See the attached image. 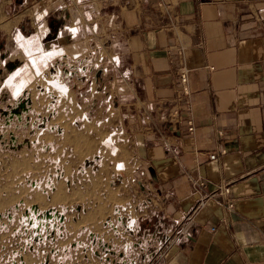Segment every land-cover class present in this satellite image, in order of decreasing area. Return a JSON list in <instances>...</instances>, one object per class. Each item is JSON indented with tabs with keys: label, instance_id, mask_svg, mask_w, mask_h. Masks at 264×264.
<instances>
[{
	"label": "crops",
	"instance_id": "0c3cea01",
	"mask_svg": "<svg viewBox=\"0 0 264 264\" xmlns=\"http://www.w3.org/2000/svg\"><path fill=\"white\" fill-rule=\"evenodd\" d=\"M62 4L0 0V107L28 92L34 130L56 127L78 164L94 157L101 189H119L122 181L111 182L119 172L142 173L169 225L159 239L164 256L153 264H264V0H79L73 12ZM92 58L101 84L64 70ZM181 68L192 134L178 100ZM221 148L224 155L208 160ZM222 185L227 200L209 197ZM122 228H111L112 244L79 240L80 258L100 264L116 253L111 261L123 263L134 242Z\"/></svg>",
	"mask_w": 264,
	"mask_h": 264
},
{
	"label": "rangeland",
	"instance_id": "374dc122",
	"mask_svg": "<svg viewBox=\"0 0 264 264\" xmlns=\"http://www.w3.org/2000/svg\"><path fill=\"white\" fill-rule=\"evenodd\" d=\"M61 1V9L66 6L70 12L79 5V0ZM49 20L54 19L50 16ZM1 125L0 122V133L4 132ZM11 130L23 146L15 151L7 143H0V264H95L94 255L89 261L80 258L78 241L91 245L93 240L105 238L111 243L117 240L111 228L125 231L122 224L132 231L129 240L134 244L122 254L126 257L121 264H153L158 260L163 249L159 239L168 224L163 222L159 204H152L154 191L150 192L139 170L128 173L129 178L123 172L112 177L114 185L122 181L119 189H101V178L93 174L99 163L93 166L94 157L87 159V166L85 161L78 164L71 160L68 145L57 137L56 127L51 133L46 129L39 134L30 127L16 133L14 128ZM24 136L28 142L38 140L37 144L26 150ZM74 150L77 153L80 147ZM85 167L89 174L79 175L78 169ZM148 207L157 209L150 211ZM94 230L102 232L103 238L95 237ZM124 235L128 236L126 232ZM69 243H75L76 248L66 251ZM95 247L93 252L104 254L102 248ZM116 255L98 261L114 264L111 260L117 261Z\"/></svg>",
	"mask_w": 264,
	"mask_h": 264
},
{
	"label": "flooded vegetation",
	"instance_id": "af4514ba",
	"mask_svg": "<svg viewBox=\"0 0 264 264\" xmlns=\"http://www.w3.org/2000/svg\"><path fill=\"white\" fill-rule=\"evenodd\" d=\"M15 63L12 64H6V69L9 70L13 68ZM81 67L84 66V62L80 65ZM65 72H71L70 69H67L64 67ZM28 94V102L25 105L22 104V100L25 99V94L24 92L18 96L14 102L6 104L4 107H0V122L3 123V126L1 125L2 130L6 132V129H10V131H7V135L4 134V132L0 133V143L4 144L7 143V146H9L10 149L12 150H20L22 148V143L17 142V136L14 134V132L11 130V128L15 129V133L17 131H24L28 127H30V131H32L37 125V120L33 119V122L31 124V116H33V111L31 109L32 106V100L30 94ZM2 101H6L7 95H3L0 98ZM21 99V100H20ZM41 126L44 127V122H40ZM24 141L23 144L27 145L28 144V138L23 137Z\"/></svg>",
	"mask_w": 264,
	"mask_h": 264
},
{
	"label": "built area",
	"instance_id": "2783aa9c",
	"mask_svg": "<svg viewBox=\"0 0 264 264\" xmlns=\"http://www.w3.org/2000/svg\"><path fill=\"white\" fill-rule=\"evenodd\" d=\"M179 88H178V100H183L184 102V107L181 109L184 111L182 113L183 115L186 116V132L188 134H192L194 131V124L191 119V108H190V103H189V97H190V91L188 87V71L186 68H181L179 70ZM180 108L178 106L174 107V109L171 111V117L178 119V123L181 122V117L182 114L180 113ZM219 138H222V132H218ZM226 151L221 148L219 152L208 154V160H214L217 159L218 154L219 155H224ZM194 187H201L203 184L195 180L193 182ZM229 195V187L227 185H222L216 192H213L212 194L209 195L211 198H216V197H222L227 200V197ZM227 209L233 210V204L232 202L228 201L227 203ZM213 231L214 228H211ZM160 257L164 256L163 251L159 254Z\"/></svg>",
	"mask_w": 264,
	"mask_h": 264
},
{
	"label": "water",
	"instance_id": "95a60500",
	"mask_svg": "<svg viewBox=\"0 0 264 264\" xmlns=\"http://www.w3.org/2000/svg\"><path fill=\"white\" fill-rule=\"evenodd\" d=\"M87 62V65H88V69H86L85 66H80V70L78 68V66H67V69H70L71 70V78L72 79H76V80H79V81H82V82H87V83H90L91 79L87 80L86 79V74H89V75H92L94 78H95V81L97 83H100L102 82V77H101V72L102 70H96V67L95 65L93 64L94 63V59H84L82 61H79V64L81 65L83 62ZM65 70V69H64ZM25 94V99L22 100V104H26V103H29L28 100V94L27 92H24ZM21 100V99H20ZM46 215H49L48 213H46Z\"/></svg>",
	"mask_w": 264,
	"mask_h": 264
},
{
	"label": "bare ground",
	"instance_id": "6f19581e",
	"mask_svg": "<svg viewBox=\"0 0 264 264\" xmlns=\"http://www.w3.org/2000/svg\"><path fill=\"white\" fill-rule=\"evenodd\" d=\"M56 82H57V81H56ZM56 82H55V83H56ZM16 93H17V92H16ZM41 217H42V215H41ZM36 219H37V218H36ZM34 222H36V221H34Z\"/></svg>",
	"mask_w": 264,
	"mask_h": 264
}]
</instances>
